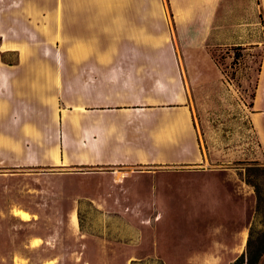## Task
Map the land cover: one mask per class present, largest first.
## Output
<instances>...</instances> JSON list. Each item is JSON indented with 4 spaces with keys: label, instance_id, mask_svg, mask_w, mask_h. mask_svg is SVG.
Segmentation results:
<instances>
[{
    "label": "rangeland",
    "instance_id": "1",
    "mask_svg": "<svg viewBox=\"0 0 264 264\" xmlns=\"http://www.w3.org/2000/svg\"><path fill=\"white\" fill-rule=\"evenodd\" d=\"M119 4L118 0L99 2L102 11L98 18L104 25L84 28L89 35V57L82 61L83 65L151 70L154 111H171L178 106L177 101H167L180 93L172 74L180 68L188 97L185 105L192 113L207 170H196L193 161L119 168L41 169L43 173L16 175L5 174L10 170L0 167V228L8 229L0 233V264H39L40 259L48 257L49 248L64 253L57 264H231L246 250L250 231L253 230L254 247L257 235L264 230V213L257 209V192L246 181L248 176L264 196V157L239 97L250 99L253 93L260 49L207 45L208 54L224 74V82L216 94L202 95L213 99L205 101L209 105L198 106L196 61L202 60L206 52L197 48L200 45L192 34L179 33L170 1L121 2L131 5L133 10L152 5V25L147 27L113 26V8ZM14 37L5 34L7 40ZM1 39L2 36L0 43ZM94 39L99 42L91 43ZM112 49L121 51L123 56L102 60L94 54L96 50ZM128 52L131 58L124 57ZM17 61V51H3L0 44V65ZM69 61L81 65L80 61ZM241 67L250 73L245 69L244 74H239ZM175 126L181 129L184 124L177 122ZM160 133L164 137L171 135L164 129ZM176 133L182 134L180 130ZM183 136L185 142L180 143L186 144L187 135ZM104 169L112 172H103ZM92 170L100 172L87 176L76 172ZM99 180L118 183L114 187H100ZM23 209L30 213V218L39 210L57 213L53 243L44 244L35 238L32 243L37 248L25 245L34 226L17 213ZM73 212L77 224L72 219ZM89 228L97 232L81 233Z\"/></svg>",
    "mask_w": 264,
    "mask_h": 264
},
{
    "label": "crops",
    "instance_id": "2",
    "mask_svg": "<svg viewBox=\"0 0 264 264\" xmlns=\"http://www.w3.org/2000/svg\"><path fill=\"white\" fill-rule=\"evenodd\" d=\"M100 1L0 0V28H9L0 29L1 48L18 54L16 63L0 65V167L10 170L5 174L16 175L43 173L41 169L119 168L193 161L196 170L206 171L207 159L202 153L192 113L185 105L188 97L180 68L172 72L180 93L167 101V104L177 101L178 106L171 111H154L151 70L136 66L83 65L82 61L89 57V35L84 28L104 25L98 18L102 11ZM118 1L120 4L113 8V26L152 25V5L133 10L131 5L121 4L127 0ZM169 1L179 33L192 34L200 45L196 47L206 52L202 60L196 61L198 106L209 105L205 101L213 99L202 95L204 92L216 94L224 82L223 72L208 54L207 45L260 49L253 93L250 99L239 97L241 107L244 105L248 111L250 128L264 157V0ZM77 27L80 30L69 29ZM5 34L16 37L7 40ZM95 42L99 40L91 43ZM128 53L124 57L131 58ZM94 54L102 60L123 56L116 49L96 50ZM69 58L80 61L81 65H74ZM245 69L241 67L239 74H244ZM227 82L233 89V84L228 79ZM177 122L184 126L177 128ZM160 129L171 135L162 136ZM177 130L182 136L175 134ZM184 133L186 144L180 143L185 142ZM76 172L87 176L100 171ZM117 183L99 180L98 186L114 187ZM57 218L56 212L44 210L34 212L31 218L23 217L34 226V233L25 245L37 248L32 243L35 238L44 244L53 243ZM6 230L1 227L0 233ZM96 232L91 228L81 231L82 234ZM49 250L48 257L40 259L39 264H57L64 255Z\"/></svg>",
    "mask_w": 264,
    "mask_h": 264
},
{
    "label": "trees",
    "instance_id": "3",
    "mask_svg": "<svg viewBox=\"0 0 264 264\" xmlns=\"http://www.w3.org/2000/svg\"><path fill=\"white\" fill-rule=\"evenodd\" d=\"M236 55H238L237 52ZM249 169L251 170V168H247L248 171ZM246 181L255 187V190L257 192V209L260 212L264 213V196H262V194L260 193L259 186L248 176L246 177ZM252 235H253V230L250 231V236L247 241L246 250L240 253L232 261L231 264H264V230L259 232V234L257 235V241H256L257 244L254 247L252 246V241H251Z\"/></svg>",
    "mask_w": 264,
    "mask_h": 264
},
{
    "label": "bare ground",
    "instance_id": "4",
    "mask_svg": "<svg viewBox=\"0 0 264 264\" xmlns=\"http://www.w3.org/2000/svg\"><path fill=\"white\" fill-rule=\"evenodd\" d=\"M20 209V208H19ZM17 213L18 214H21L23 217H25V218H28V217H30V215L27 213V212H25V210L23 209V210H19V211H17ZM73 221L77 224V215H75V213H74V215H73Z\"/></svg>",
    "mask_w": 264,
    "mask_h": 264
}]
</instances>
